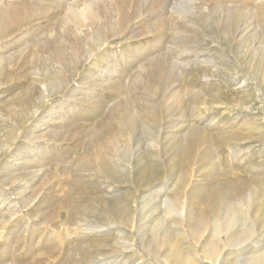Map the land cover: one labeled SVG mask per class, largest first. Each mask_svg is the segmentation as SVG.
<instances>
[{
    "label": "rangeland",
    "instance_id": "obj_1",
    "mask_svg": "<svg viewBox=\"0 0 264 264\" xmlns=\"http://www.w3.org/2000/svg\"><path fill=\"white\" fill-rule=\"evenodd\" d=\"M230 205L263 247L264 0H0V264H162Z\"/></svg>",
    "mask_w": 264,
    "mask_h": 264
},
{
    "label": "bare ground",
    "instance_id": "obj_2",
    "mask_svg": "<svg viewBox=\"0 0 264 264\" xmlns=\"http://www.w3.org/2000/svg\"><path fill=\"white\" fill-rule=\"evenodd\" d=\"M164 206L169 212L173 211L169 199H166V201H164ZM232 208L233 207H231V205L228 209L226 208V215H223V213H221L222 217H220L219 215L216 217L214 216L215 218L213 219V226L215 227V229L212 233L213 238L205 240L201 244L199 250L200 254H194L189 250L187 251L182 249L181 246H179L176 242L178 240L174 241L171 234H169L168 231L165 230V232L162 233V237H160L159 239L157 237V240H155V242L153 241V252H155V254L157 255L158 261L161 257V259L163 260L162 264H264V246L259 248L261 240L256 238L253 241L249 237L255 233L256 225H254L255 229L253 228V225L249 226V228L243 227L244 229L242 228V233H237V229L231 231V228L238 222L237 215L232 212ZM156 225L159 227L162 225V222H157ZM183 226L185 227L186 231L188 229V233L191 234L194 240H200L203 235L202 230L206 225H204V223L200 220L185 219L184 222L180 225L181 229L183 228ZM152 233L156 234L155 228L153 229ZM221 233L223 234L222 236H220ZM220 243L227 245V248L225 250L226 252L224 251L223 255L219 254ZM261 250L262 252L259 253ZM196 257H203V259H199Z\"/></svg>",
    "mask_w": 264,
    "mask_h": 264
}]
</instances>
